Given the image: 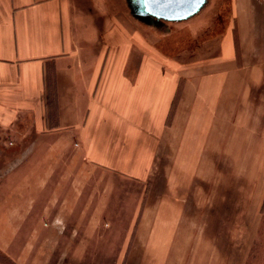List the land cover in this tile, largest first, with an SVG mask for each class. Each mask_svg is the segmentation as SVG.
Listing matches in <instances>:
<instances>
[{"label": "crops", "instance_id": "obj_1", "mask_svg": "<svg viewBox=\"0 0 264 264\" xmlns=\"http://www.w3.org/2000/svg\"><path fill=\"white\" fill-rule=\"evenodd\" d=\"M229 6L221 40L186 61L157 43L172 30L160 33L107 0H0V126L36 145L51 139V150L76 151L83 166L125 179L144 180L150 166L163 167L164 205L137 207L136 221L112 235L121 240L116 264L228 262L235 229L220 237L212 207L197 198L204 169L213 168L211 192L220 166L233 182L236 167L246 181L252 167L264 176V0ZM22 197H6L8 206ZM5 216L4 231L22 230ZM58 230L47 241L51 260L90 254L85 241L74 249L66 238L61 246ZM39 234L33 250L25 245L34 264L45 263ZM98 236V254L85 261L106 262L100 239L107 235ZM11 247L10 237L0 241L9 256Z\"/></svg>", "mask_w": 264, "mask_h": 264}, {"label": "rangeland", "instance_id": "obj_2", "mask_svg": "<svg viewBox=\"0 0 264 264\" xmlns=\"http://www.w3.org/2000/svg\"><path fill=\"white\" fill-rule=\"evenodd\" d=\"M229 4L230 0H210L190 21L170 22L171 39L157 41L160 49L171 57L193 60L198 47L226 33L231 17ZM107 5L117 12L121 9L124 16L129 15L126 0H107ZM37 142L38 145L33 136H19L0 126V241L6 237L12 240L11 258L17 264L19 258L26 259V264H34L35 255L27 254L25 245H32L33 250L34 238L41 232L44 264H116L114 259L121 240L116 242L112 235L125 233L118 228L136 221L137 207L164 205L162 193L167 184L163 181V167L150 166L144 180L135 181L83 166L76 151L51 150L54 143L51 139ZM254 169L251 168L246 181L243 168L236 167L233 182L232 173L220 166V183L211 192L213 168H205L202 187L197 189V198L201 197L203 206L212 207L213 221L218 219L220 237L225 235V227L235 229L227 264H264V176L259 179ZM18 193L23 197L8 206L6 197ZM211 195L216 197L210 198ZM20 207L30 213L8 215L10 208L17 212ZM4 214L6 219L19 221L22 230L4 231L1 225ZM52 229H59L58 234L63 235L61 246L66 238L74 249L85 241L90 254L82 257L78 253L63 263L57 262V258L51 260L47 241L56 233ZM105 233L107 236L100 240L106 246V262L85 261L98 254V235Z\"/></svg>", "mask_w": 264, "mask_h": 264}, {"label": "water", "instance_id": "obj_3", "mask_svg": "<svg viewBox=\"0 0 264 264\" xmlns=\"http://www.w3.org/2000/svg\"><path fill=\"white\" fill-rule=\"evenodd\" d=\"M210 0H126L130 14L138 21L168 33L170 22L194 18Z\"/></svg>", "mask_w": 264, "mask_h": 264}, {"label": "trees", "instance_id": "obj_4", "mask_svg": "<svg viewBox=\"0 0 264 264\" xmlns=\"http://www.w3.org/2000/svg\"><path fill=\"white\" fill-rule=\"evenodd\" d=\"M175 102H176V99H174V102H173V104H172V110H173V105H175ZM172 110L170 111V115H171ZM262 208L264 209V204H263V207H262ZM1 263H2V264H17V263L15 262V260H13V259L11 258V256L5 254L4 252H2V251L0 250V264H1Z\"/></svg>", "mask_w": 264, "mask_h": 264}]
</instances>
